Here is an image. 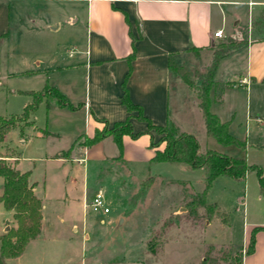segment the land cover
<instances>
[{
	"label": "rangeland",
	"instance_id": "374dc122",
	"mask_svg": "<svg viewBox=\"0 0 264 264\" xmlns=\"http://www.w3.org/2000/svg\"><path fill=\"white\" fill-rule=\"evenodd\" d=\"M19 4L21 16H30L36 28L40 22L46 26L44 31L39 28L21 35L22 44L18 52L20 58L27 62L26 68L43 70L50 61L66 60L68 50H73L67 36L76 27L78 43L84 42L85 31L80 26V21L75 28H71L68 23L70 17L76 16L77 9L79 12L80 5H75L71 0L47 1L46 7L29 1ZM55 18L61 20L58 31L50 29V22ZM230 21L233 23V19ZM231 22H228L221 36L214 39L215 46L219 42H227L230 38L240 44L245 42L248 25L237 21L232 26ZM260 30L261 33H257ZM250 35L249 39L262 38L264 28L256 26L251 29ZM10 48L14 49L15 46L11 45ZM210 60L199 63V68L195 71L188 72L185 69L193 85H198L203 79ZM35 61L39 62L37 67ZM49 75L46 70L37 76L3 80L4 95L0 100V116L19 114L24 101L27 100V103L31 100L27 94L26 97L20 98L7 96L6 86L39 89L44 83L49 85ZM82 80V71L78 68L74 76L77 93H73L72 97L63 93L69 103L75 100L81 91ZM54 101L51 96L48 98L51 105ZM45 104L46 99L43 98L30 119L33 125L40 127L41 133L42 129H46L55 136L43 140H28L26 136L31 125H26L21 134L17 127L9 129L2 142L0 141V157H10L4 160L15 167L13 159L20 156V166L23 170L30 171L31 180L36 182L33 193L40 198L42 204L39 234L26 244L18 257L8 259V264H202L203 257L207 253L213 254L220 244L241 245L246 226L264 225V200L257 198V179L254 171H250L244 180H235L226 175H218L212 180L205 200L206 203L215 204L216 211L225 215V222L221 220L223 218L220 215L213 213L209 216L203 207L189 212L185 205L202 190L204 169L185 168L167 162L143 161L141 154L148 149L144 136L131 138V142L127 144L128 150L131 149L135 156L128 160L129 163H123L120 159H105L102 162L89 159L83 163H74L48 157L53 150H63L59 155L70 158L72 149L81 146L82 138L76 142L74 139L85 131L86 124L82 111L71 112L54 105L46 109ZM239 116L242 123L237 129L240 135L237 137L244 138L247 146L244 149L246 153L238 148H235V151L239 156L246 154V162L248 160L247 163L258 165L264 177V151L249 145L264 144V131L258 135L255 133L256 127L251 126L245 136L244 117L243 114ZM106 126L112 127L107 124ZM102 127L103 125L97 129ZM194 134L201 148L207 145L211 149H224L216 140L206 139L200 132L195 131ZM157 137L155 134L153 140ZM20 138L25 141L20 143ZM113 147L119 151L114 142H106L95 149L109 153ZM122 150L123 143L120 154ZM147 175H155L158 178L150 190L149 203L143 200L145 190L141 186L142 178ZM160 180L162 184L167 185L173 182L183 185L186 182L192 189L180 187V191H176L171 184L163 188ZM84 185L87 187L88 198L82 206ZM96 191H101L109 213L101 214L89 208L90 199ZM243 192L245 204L239 205ZM178 207H181L179 211ZM10 212L0 203V234L15 226ZM114 216L118 219L112 221ZM108 219L112 222L108 223ZM2 226L7 229L3 230Z\"/></svg>",
	"mask_w": 264,
	"mask_h": 264
},
{
	"label": "crops",
	"instance_id": "0c3cea01",
	"mask_svg": "<svg viewBox=\"0 0 264 264\" xmlns=\"http://www.w3.org/2000/svg\"><path fill=\"white\" fill-rule=\"evenodd\" d=\"M28 1L37 2L46 7L47 1L63 0H0V100L4 95L3 80L8 81L11 77L13 79V77L37 76L46 70L50 74L47 77L49 86L60 91L62 95L72 97L73 93H77L74 76L79 68L83 75L81 91L71 102L76 108L70 109L64 106L61 109L71 112L82 111L86 129L80 136H91L95 128H100L103 122L98 119H102L108 126H111L114 122L128 118L133 133L145 131L146 123L136 119L138 112L127 111L120 101L123 92L122 83L130 65L124 87L130 101L140 107L142 116L147 117L152 124L158 125L164 124L166 118L170 117L194 137L196 131L203 134L206 139H213L204 133L202 117L197 108V97L180 75L169 71L167 60L168 56H171L175 63L182 65L188 72L195 71L199 68V63L202 61L206 63L212 57V42L219 38L214 37L213 33L221 30L222 34L228 22L233 19L232 26L237 21L248 25L247 38L241 48L218 61L213 76L214 81H228L232 85L223 89L219 101L214 98V88L209 89V111L221 121H227L228 132L245 142L244 138L237 137L240 136L237 129L242 123L239 120L241 119L240 114L244 117L245 136L248 134V127L251 126L256 127L255 133L258 135L264 131V37L249 39L251 21L264 10V0H71L81 8L79 12L76 8V16L70 17L68 23L72 28L80 21V26L85 31V40L78 43V37L75 34L77 27H74L75 30L72 29L73 31L67 36L73 50H68L66 60L50 61L43 70L26 68L27 62L20 58L18 52L22 44L20 38L23 33L33 32L39 28L44 31L46 27L40 22L36 28L30 16H21L19 3ZM79 14L80 17H78ZM60 26V19L55 18L50 22L51 30L58 31ZM131 37H133L132 41ZM11 45L15 48L11 49ZM132 47L133 58L128 64L126 57L132 52ZM190 47L198 50V56H194L189 51ZM34 63L37 67L39 62ZM5 89L7 96L20 98L27 96L20 92L36 91L41 87L34 90L6 86ZM7 96L6 105L8 107ZM26 101L22 102V107ZM39 129L40 127L35 125L29 126L26 136L28 140H43L55 136L48 130V134H42ZM150 132L154 137L155 133ZM80 136H77L74 141ZM142 136L149 144V135H139V137ZM24 141L20 138V143ZM106 142L114 141L111 136H106L90 146L81 145L72 149L68 159L59 155L63 150L61 152L53 150L48 157L74 163H83L89 159L101 160V162L105 159H120L123 163H129L128 160L135 157L131 149L127 148L131 137L122 136V154L114 147L109 153L95 149ZM148 144L146 152L141 154V159L145 162H148L153 154V149L149 148ZM249 145H252L254 149L264 151V144L249 143ZM198 146L200 151L211 149L207 145L201 148L199 143ZM232 146L235 145H221L224 149L232 148ZM161 147L162 144L158 148ZM235 148L238 147L235 146L227 151L215 148L211 150L231 157L247 159L246 154L237 155ZM238 150L246 153V150L240 148ZM13 160H15L16 169L26 171L20 166V156ZM156 179L158 181L154 175L151 185L145 190L143 200L148 203L150 190ZM28 180L34 183V192L36 182L31 180L30 174ZM161 180L159 182L163 188L169 184L176 191H180V187L182 189L191 188L186 182L183 185L174 182L167 185L162 184ZM83 188L82 206L88 198L86 185ZM256 189L258 200L259 198L264 200V197L258 193L257 180ZM244 196L245 192H243L239 205L245 204ZM167 205L169 206V203ZM180 209L181 207L177 208L178 211ZM115 219L118 218L114 216L112 221ZM107 221L112 222L111 219ZM2 227L4 230L5 226ZM253 228H256L253 250L243 255L242 264H264V225L246 226L244 241L241 245L243 248L247 246L249 234Z\"/></svg>",
	"mask_w": 264,
	"mask_h": 264
},
{
	"label": "trees",
	"instance_id": "16d2710c",
	"mask_svg": "<svg viewBox=\"0 0 264 264\" xmlns=\"http://www.w3.org/2000/svg\"><path fill=\"white\" fill-rule=\"evenodd\" d=\"M256 17L257 18H254L250 24L252 30L256 28V26L264 28V12ZM257 33H261V30L257 31ZM132 40L133 37H131V41ZM243 44L231 38L227 42L217 43L216 46L212 42V58L206 69L205 76L198 85H193L188 79L189 73L182 65L175 63L171 56H168L167 60L169 71L173 74L180 75L184 83L197 97V108L202 117L205 135L215 139L221 145L232 144L242 150L246 148V142L232 136L228 132V122L221 121L215 114L209 111V89L214 87L215 100H221L223 89L231 86L232 83L213 80L217 63L222 57L241 48ZM189 51H191L194 56L198 55V50L194 47H190ZM132 58L133 47L132 52L126 57L128 64ZM129 70L130 65L125 74L124 81L129 74ZM124 81L122 83L123 92L120 96V101L127 111L138 112L136 119L145 122L147 129L145 131L133 133L128 118L114 122L111 128H107L106 122L102 119H98L103 122V127L101 129L95 128L91 136L81 135L79 137L82 138L80 142L81 145L90 146L106 136H111L120 153L122 136L127 135L131 138H135L141 134H148L150 139L148 147L153 149V154L148 160L149 163L167 162L178 164L185 168L204 169L203 188L186 203L185 209L189 212H195L198 207H203L209 216L213 215V213L220 215L223 218L221 220L224 222L226 221L225 215L216 211L214 203H206L205 200L207 190L212 180L218 175H226L235 180H242L248 172L254 171L257 179L258 193L260 196L264 197V177L258 165L247 163L244 158L231 157L210 149L200 151L195 137L184 131L170 117H167L165 123L162 125L152 124L147 117L141 115L140 107L130 101L126 88L124 87ZM20 93L27 94L31 97V100L23 105L19 114H13L8 117L0 116V141L3 139L4 134L11 128L17 127L21 134L24 126L33 125L30 116L43 98L46 99V109L53 105L57 107L67 106L70 109L76 108V106L69 103L57 89L46 83H44L39 90L23 91ZM50 96L55 99L52 105L48 102ZM150 131H153L158 136L156 140H153ZM42 133L48 134V131L42 129ZM76 141L77 140H75V142ZM160 144H162V147L158 148ZM118 158H120V156ZM29 174V170L19 171L15 167L10 166L4 160V157H0V179L2 184L0 203L5 210L11 211L12 218L15 222L14 227H10L0 234V264H8V259L18 257L23 252L26 244L34 239L40 231L41 201L33 193L34 183L29 182ZM153 179L154 177L152 175H147L142 178V188L146 190L151 185ZM255 230L256 228L251 230L245 248H243L242 245L230 243L220 244L214 249L213 254L207 253L203 257L202 264H242L243 255L249 254L253 250Z\"/></svg>",
	"mask_w": 264,
	"mask_h": 264
},
{
	"label": "built area",
	"instance_id": "2783aa9c",
	"mask_svg": "<svg viewBox=\"0 0 264 264\" xmlns=\"http://www.w3.org/2000/svg\"><path fill=\"white\" fill-rule=\"evenodd\" d=\"M213 36L214 37H220L221 36V30H216L213 33ZM89 208L93 212H97V213H101V214L108 213L109 209L105 206L104 197H103L101 191H96L94 193L93 197L90 199Z\"/></svg>",
	"mask_w": 264,
	"mask_h": 264
},
{
	"label": "water",
	"instance_id": "95a60500",
	"mask_svg": "<svg viewBox=\"0 0 264 264\" xmlns=\"http://www.w3.org/2000/svg\"><path fill=\"white\" fill-rule=\"evenodd\" d=\"M7 228L5 227V230H6Z\"/></svg>",
	"mask_w": 264,
	"mask_h": 264
}]
</instances>
